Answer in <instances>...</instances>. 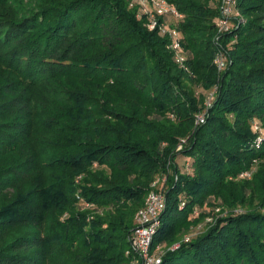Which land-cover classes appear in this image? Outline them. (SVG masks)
I'll list each match as a JSON object with an SVG mask.
<instances>
[{
    "label": "trees",
    "instance_id": "1",
    "mask_svg": "<svg viewBox=\"0 0 264 264\" xmlns=\"http://www.w3.org/2000/svg\"><path fill=\"white\" fill-rule=\"evenodd\" d=\"M166 1L187 70L130 0H0V264H130L163 178L162 264H264V0Z\"/></svg>",
    "mask_w": 264,
    "mask_h": 264
},
{
    "label": "built area",
    "instance_id": "2",
    "mask_svg": "<svg viewBox=\"0 0 264 264\" xmlns=\"http://www.w3.org/2000/svg\"><path fill=\"white\" fill-rule=\"evenodd\" d=\"M130 2L131 6L139 7V15H145L147 17L150 31L158 30L162 36L169 39V47L174 54L176 64L184 70H187L184 50L181 45V34L178 30L170 26L171 21H178L182 18V15H180L177 9L171 6L166 0H130ZM236 5L237 0H221V16L217 21V29L220 35H224L231 30V21L236 15ZM165 17H168L169 20L165 21ZM215 65L219 71L225 69V56L223 53L216 55ZM210 107V101H206L205 111L196 118L197 126L205 123L206 113ZM255 129L257 130L258 127L255 126ZM185 143L186 141L183 140L178 149L181 150ZM260 144L261 139H258L257 145L259 146ZM252 174L253 169L243 173L241 178L250 179ZM166 180L167 178H163L152 185V189L146 197L143 208L135 216L136 228L130 240V252L136 255V258L130 264H162L164 249L156 248L154 250L153 242L160 224V218L166 209L167 199L165 190L163 189ZM216 212L218 213L220 210L216 209ZM212 221L210 218L207 222L211 223ZM185 241H189L188 236L185 237ZM178 246V244L174 245L172 250L177 249Z\"/></svg>",
    "mask_w": 264,
    "mask_h": 264
},
{
    "label": "rangeland",
    "instance_id": "3",
    "mask_svg": "<svg viewBox=\"0 0 264 264\" xmlns=\"http://www.w3.org/2000/svg\"><path fill=\"white\" fill-rule=\"evenodd\" d=\"M186 160H187V159H184V160H183V159H181V160L179 159V164H178V166L180 167L181 170H183L182 168H184L183 166H185L184 164L186 163ZM181 167H182V168H181ZM250 179H251V178H250ZM218 209L221 211V208H220V207H218ZM239 210H241V209H237L236 211H239ZM194 229H195V228H191V231H190V233H189L190 235H191V233L194 231Z\"/></svg>",
    "mask_w": 264,
    "mask_h": 264
}]
</instances>
